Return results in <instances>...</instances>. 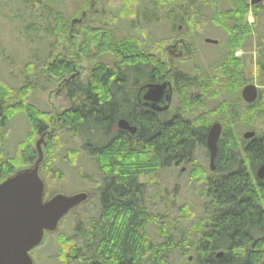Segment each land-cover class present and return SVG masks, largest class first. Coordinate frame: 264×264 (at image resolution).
<instances>
[{"label":"trees","instance_id":"1","mask_svg":"<svg viewBox=\"0 0 264 264\" xmlns=\"http://www.w3.org/2000/svg\"><path fill=\"white\" fill-rule=\"evenodd\" d=\"M9 1L17 5L19 20L29 13L24 21L39 19L45 24L40 44L51 58L45 73L54 81H69L63 91L70 106L57 117L44 114L28 103L31 87L13 91L0 82V143L15 118L25 116L29 125L17 159H0V181L20 169L15 166L18 160L34 166L39 156L30 140L40 135H45L40 172L49 179L60 176L56 165L63 152L69 167L75 168L79 159L83 169L76 170L84 178L91 177L88 162L96 167L98 183L92 184L99 200L95 214L75 228L74 237H58L57 254L50 260L58 264H173L172 258L178 257L188 264L191 260L193 264H264V181L256 176L264 165V133L245 141L239 132L242 127L255 130V123L264 119V91H259L252 105L239 96L246 62L235 58L234 52L243 50L252 37L246 23V0H227L225 10L215 0H187L180 6L173 0L176 7L163 19H159L160 12L169 0L140 1L135 20L119 19L112 12L111 25L83 26L74 33L80 37L78 46L68 35L71 28L64 15V0H0V5L8 8ZM203 10L213 12L212 16L203 15ZM253 13L257 18L263 16L264 6L255 7ZM204 18L207 26L227 37L216 48L218 58L212 63H207L208 55L198 53L195 44L205 33L198 31ZM155 22L165 27L171 24L172 34L178 26L185 27L186 60L174 61L146 50L136 37L121 38L117 28L118 23L134 30ZM82 59L89 65L79 73ZM165 81L173 83L181 104L171 117V111L157 114L138 103L143 86ZM214 101L217 106L207 111ZM121 120L136 128V133L120 130ZM214 123L223 128L216 171L207 177L196 166L190 173V178L203 185L204 217L181 229L175 218L151 214L147 187L167 170L194 163L196 151L207 150L208 130ZM54 127L58 129L53 133ZM62 134L80 149L66 153ZM144 177L150 178L149 185L140 182ZM182 212L188 223L193 215L187 206ZM173 225L181 229L178 238L169 233L176 229ZM152 226L162 239L159 244L148 234Z\"/></svg>","mask_w":264,"mask_h":264},{"label":"rangeland","instance_id":"2","mask_svg":"<svg viewBox=\"0 0 264 264\" xmlns=\"http://www.w3.org/2000/svg\"><path fill=\"white\" fill-rule=\"evenodd\" d=\"M140 1L143 3L148 0H64L62 1V6H64L65 9L64 15L66 19H69L68 21L71 28L68 35L73 38V42L78 46L80 37L75 36L74 33L87 25L96 28H101L104 25H111L112 20L108 17H110L109 14L112 12L116 13L119 19L128 21L135 20L137 18L138 8L140 7ZM172 1L173 0H169V6L160 12L159 19L165 18L169 10L174 8L175 5ZM175 1L179 6L187 2V0ZM203 1L207 2L208 0ZM226 1L227 0H215V4L218 8L225 10L229 8V4ZM11 2L9 1L8 8L0 5V7H3L0 11V82L13 91H17L19 88L26 86L31 87L28 103L44 114L57 117L60 112L70 106L63 91V86L69 83V81L65 83L63 81L57 82L47 76L45 73V66L47 65L46 63L50 62L51 58L50 56L47 57L49 53H44V47L40 44V41L44 38L45 33H43V31L45 29V24L39 19L32 20L30 18L31 20L28 19L24 21L25 16H28L29 13H25V16H20L19 20L17 18L18 14L15 13L17 10L15 6L17 7V5ZM246 3L249 6L246 23L251 30L252 37L248 39L243 50H236L234 52V57L243 59L246 62L244 75L245 84L243 88L246 85H254L259 91H264V70L262 69V67H264L262 66L264 65V54H262L264 53V14L257 18L253 13L255 7L264 6V0H246ZM207 7L208 6H205L204 8ZM152 11L155 10L152 9ZM201 13L208 16H212L213 14V12L209 10H203ZM206 19L207 18L201 19L200 22L202 25L198 30L201 34L205 33L202 39H195V44L198 53L205 57L208 55L207 58L209 59L206 61L207 63H212L218 58H216V54L218 53L216 48L225 44L227 37L222 32L220 34V32L212 28V26H207ZM125 23H118L117 25L121 38L125 35L136 37L141 42L143 41V44L145 43L143 46L146 50L150 49L151 52L157 55L163 53L166 57L174 61L186 60L188 46L182 35L184 31H186L183 25L178 26L177 32L172 34L170 23H168V25L170 24L169 27H165L162 23L159 24V22H155L150 27L146 25L147 27L141 26V28H136L134 30L130 25L128 26ZM206 27L210 30L206 29ZM117 28H115V31H117ZM193 34H195L194 31ZM206 39L217 40L219 44H206ZM64 47L69 48L67 44H65ZM88 65L89 63L82 59V63L77 68L78 72L82 73L84 68H88ZM88 72L87 69L83 73L88 74ZM194 74H196V71L193 75ZM241 92L239 94L240 98ZM217 104V101L210 102L207 111L215 108ZM180 106L181 104L179 99H177V95H174L170 117L173 113L176 114ZM197 115H199V113ZM255 125L256 129L253 130V132H255L256 135L264 133V119L258 120ZM57 129L58 127H54L52 132L54 133ZM249 131L252 130L244 129V127L240 128L239 132L242 137H240V139H243V135ZM28 133L29 125L25 116H19L12 120L3 132L4 138L0 143V159L8 157L16 160L17 158L15 156L19 153L22 143ZM61 136V139L64 140L62 144L65 146L66 153L68 150H74L75 148L80 149L79 145L75 144V141H72L64 134ZM41 139L42 135L33 137L30 140V143L34 146L36 151V145ZM44 147L45 143L43 142L41 145L42 151ZM243 147L240 141V149L242 150ZM62 155L64 156V152ZM62 155L59 156L58 160H60V162L56 165V168L61 170L58 178L53 179L51 177V179H49L46 174L40 172V176L45 184L44 200L48 201L57 195L74 196L80 193H86L88 195V200L71 211L60 222L54 233L45 235L41 245L30 253L34 264H58L57 261L50 260V258H54L57 254L59 247L58 237L62 235L68 238L74 237L75 228H77L82 221L84 222L94 215V210L97 209L96 204L99 199L94 192L93 185L94 183H98V180L95 178L96 167L88 162L89 176L91 177L84 178L76 170L79 169L80 171V169H83L79 167V159L77 161L78 164L73 168L66 165L68 160H64ZM18 161L19 162L15 164L17 168H20L17 172L33 167V165L27 167L21 160ZM196 166L205 171L207 177L214 174V172L210 170V159L206 149L199 148L196 151L194 163L191 162L187 166H180L175 170H167L164 175L158 177L153 185L147 187L148 196L152 198L148 206L151 214L157 216L159 214H164L168 217L175 218L178 223H181L179 225V227H182L181 229L192 226L204 217L202 205L205 200L201 196L203 185L199 184L196 179L190 178V173ZM4 181L5 180H1L0 184ZM140 182L149 185L150 178H141ZM186 206L193 215V218L188 223L184 220V217L187 215L182 212V208ZM178 223L176 224L178 225ZM179 227H176L175 230L170 229L169 233H173L178 238L181 234V229ZM148 234L152 237L151 239L155 240L158 244L162 242V239L157 235L155 226L149 228ZM177 259L178 257H174L171 262L173 264H188L186 261L180 259L178 261ZM192 261L193 260L190 261L191 264H193Z\"/></svg>","mask_w":264,"mask_h":264},{"label":"water","instance_id":"3","mask_svg":"<svg viewBox=\"0 0 264 264\" xmlns=\"http://www.w3.org/2000/svg\"><path fill=\"white\" fill-rule=\"evenodd\" d=\"M206 44L218 45V41L205 40ZM259 90L254 85H246L241 92L246 105L254 104ZM173 99L170 81L143 86L138 92V103L154 113L167 112ZM118 128L131 134L136 128L121 120ZM222 125L214 123L209 127L206 148L209 153L210 170L216 171L215 161ZM256 133L249 131L243 135L250 141ZM37 143L38 160L32 168L19 171L0 184V264H34L30 253L41 245L46 234L54 233L60 222L74 209L88 200L86 193L74 196L57 195L45 201V184L40 176L43 161L41 145ZM257 179L264 181V165L256 173Z\"/></svg>","mask_w":264,"mask_h":264},{"label":"flooded vegetation","instance_id":"4","mask_svg":"<svg viewBox=\"0 0 264 264\" xmlns=\"http://www.w3.org/2000/svg\"><path fill=\"white\" fill-rule=\"evenodd\" d=\"M170 83L172 84V87H173V99H172L171 107H170V109L167 112L171 111V108H172V105H173V102H174V95H175L174 94V86H173V83L172 82H170ZM167 112H165V113H167ZM165 113H157V114H165Z\"/></svg>","mask_w":264,"mask_h":264},{"label":"bare ground","instance_id":"5","mask_svg":"<svg viewBox=\"0 0 264 264\" xmlns=\"http://www.w3.org/2000/svg\"><path fill=\"white\" fill-rule=\"evenodd\" d=\"M42 137H44V140H45V135L44 136H42ZM215 164H216V161H215ZM216 166V165H215Z\"/></svg>","mask_w":264,"mask_h":264}]
</instances>
